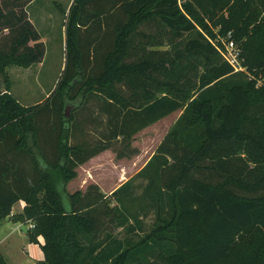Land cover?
I'll return each mask as SVG.
<instances>
[{
  "label": "trees",
  "instance_id": "1",
  "mask_svg": "<svg viewBox=\"0 0 264 264\" xmlns=\"http://www.w3.org/2000/svg\"><path fill=\"white\" fill-rule=\"evenodd\" d=\"M31 1L0 0V222L26 201L16 219L34 222L30 241L45 239L35 264H264V0H73L61 78L24 105L7 67L45 57ZM229 33L247 71L214 43ZM177 110L138 171L148 179L138 209L121 196L131 179L110 194L95 183L68 190L114 139L130 145ZM91 121L102 125L97 140L84 133ZM148 208L155 219L138 239L104 224L112 216L135 230Z\"/></svg>",
  "mask_w": 264,
  "mask_h": 264
},
{
  "label": "rangeland",
  "instance_id": "2",
  "mask_svg": "<svg viewBox=\"0 0 264 264\" xmlns=\"http://www.w3.org/2000/svg\"><path fill=\"white\" fill-rule=\"evenodd\" d=\"M72 2L73 0H35L31 4L29 3L32 15L36 17V21L44 34L46 54L42 63L34 64L29 70H25V68L31 65L27 67L10 65L7 67V73L11 83L10 93L23 103L43 102L55 89L61 78L66 59V22ZM222 37L226 38L227 36ZM163 47L167 48L168 45ZM260 81H264V78H261ZM1 84H3V77L0 73V86ZM47 92L49 93L48 96H46ZM74 103H77V101L68 104L69 115L75 110ZM86 112L89 111L86 109L85 113ZM180 113L181 110H177L139 130L130 139V145L127 144L128 140L126 138L119 136L112 141L111 146L105 149V154L98 159V163L101 164L102 168L96 171L98 174L97 176L100 177L102 171L106 169L107 172H104L103 178L104 181L108 182V186L113 184V180L115 179L113 174H115V172L117 173L120 171L123 173V177L131 179V185L121 193V196L125 198V203L132 210L138 209L144 202L143 194L148 183V179L139 175L138 171L146 161L150 159V156H152V153L157 149ZM95 115H99L97 109L95 110ZM101 128L102 125H98L94 123V121H91L85 125L84 133H88L90 137H95L97 140L99 139ZM137 154H140L141 158H135L134 156ZM108 166L112 167L113 174L110 172L111 168H107ZM90 184H92V182L85 185V191ZM114 186L115 185H113V187ZM112 189L113 188H111V190ZM118 199L119 198L115 196H110V198H108L111 206L118 204ZM154 219L155 211L152 208H148L147 214L141 217V225L139 226L137 224L135 230L129 229L128 226L122 228L116 226V221L113 220L112 216L110 218L106 217L104 224L107 229L110 232L112 231L115 235L120 237L133 236L135 239H138L142 235H145L146 232L150 231ZM17 223H22L21 232L23 231L25 233L29 224L26 221ZM17 223L15 222L13 225L16 226ZM131 223L133 224L135 222L132 220L130 224ZM13 262V260L10 261L11 264H13Z\"/></svg>",
  "mask_w": 264,
  "mask_h": 264
},
{
  "label": "crops",
  "instance_id": "3",
  "mask_svg": "<svg viewBox=\"0 0 264 264\" xmlns=\"http://www.w3.org/2000/svg\"><path fill=\"white\" fill-rule=\"evenodd\" d=\"M34 1L35 0H32L30 4L33 3ZM30 4L27 6L29 17L41 32L42 40H44V34L38 22L36 21V17L32 15ZM42 62L43 61L39 63ZM34 64H38V63H34ZM34 64H32L28 68H25V70H29ZM48 94L49 93L47 92L46 96H48ZM19 101L24 105L36 104V103L28 104V103H23L21 100ZM105 151L106 150L101 151L100 153L92 156L91 158H89L88 160H86L76 168L77 175L67 183V187L70 192H74L77 190L85 191L84 190L85 185L89 182H92L97 184L102 192L108 194L129 179L128 177H123V173H121L120 171L117 173L115 172L116 175L113 174V169L110 166H108L107 168H111L110 172H112L111 174L115 176V179L113 180V184L108 186L107 185L108 182L104 181L103 174L104 172H107L106 169H105L106 171L105 170L102 171L100 177L97 176L98 174L96 171L99 170V168H102L101 164L98 163V159L103 154H105L104 153ZM134 157L141 158L140 154H137ZM148 160L146 161V163L148 162ZM144 165L140 169H142ZM113 185L115 186L113 187ZM111 188L113 189L111 190ZM25 205H26V201L24 199H20L16 201L13 204L9 215L3 218L0 222V254H2L6 258L8 264H11L10 263L11 260L14 261L13 264H35L38 260H42L45 258V254L42 249V244L45 242L44 237L39 236L38 242L30 241L27 231L25 233L23 231L21 232L22 226L20 223L19 224L17 223L20 221H26L22 219H16V216H18L20 213L23 212ZM15 222L17 223L16 226L13 225V223Z\"/></svg>",
  "mask_w": 264,
  "mask_h": 264
},
{
  "label": "built area",
  "instance_id": "4",
  "mask_svg": "<svg viewBox=\"0 0 264 264\" xmlns=\"http://www.w3.org/2000/svg\"><path fill=\"white\" fill-rule=\"evenodd\" d=\"M220 41L222 44L217 41H214V43H216L218 49L223 53L224 58L233 66L234 71H247V67L242 63V59L240 58L241 50L231 38V34L229 33L226 38L220 36ZM26 222L30 228L35 226L31 220H26Z\"/></svg>",
  "mask_w": 264,
  "mask_h": 264
},
{
  "label": "water",
  "instance_id": "5",
  "mask_svg": "<svg viewBox=\"0 0 264 264\" xmlns=\"http://www.w3.org/2000/svg\"><path fill=\"white\" fill-rule=\"evenodd\" d=\"M65 114H66V115H69V114H70L69 111H68V105H67L66 108H65Z\"/></svg>",
  "mask_w": 264,
  "mask_h": 264
}]
</instances>
